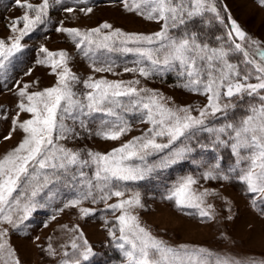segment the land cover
Masks as SVG:
<instances>
[{"label": "snow or ice", "instance_id": "6c2138e0", "mask_svg": "<svg viewBox=\"0 0 264 264\" xmlns=\"http://www.w3.org/2000/svg\"><path fill=\"white\" fill-rule=\"evenodd\" d=\"M14 3L25 11L8 25L12 33L18 35H13L10 42L0 39V75L6 73L12 58L21 51V40L39 25L48 22L49 10L61 4L62 0H42L39 5H33L28 0H14ZM258 3L264 6V0H258ZM123 6L127 12H135L146 20L160 23V30L150 35L125 33L120 29L112 30V25L107 22L87 31L63 26L55 30L66 33L76 48L92 61L93 66L96 63L95 54L103 49L134 53L138 57L137 64L148 61L151 67L124 69L125 72H139L144 78L162 74L163 71H177L178 76L185 78V82L179 86L205 95L207 104L195 109L190 106L169 107L157 92L136 87L139 80L124 82L93 80L89 77L83 82L88 91L81 96L74 91V86L80 80L67 67V53L41 48L46 58L37 62L49 65L54 73L57 68L62 67V71L58 73L54 87L29 93L28 85H24L18 91V109L30 114L31 118L19 121L17 116L12 120V131L4 137L5 140L11 139L12 132L16 130L24 134L21 142L0 158V261L3 264H20L5 239L8 227L4 225L18 228L38 206L35 200L38 193L60 180L77 188L76 198L66 202L64 207H76L85 200H91L92 203L104 202L108 209L121 213L116 218L120 233L118 240L111 228L109 235L128 264H212L207 258L212 253L206 249L170 247L142 226L139 217L131 212L132 208L144 207L139 193L130 199L107 204L113 196H124L123 191L114 190L113 181L144 180L156 167H167L186 159L194 150L188 144L172 151L159 165L147 163L149 155L169 148L181 138L191 140L200 132L211 135L213 148L230 147L237 167L246 162L247 166L240 168L239 179L246 184L249 193L255 194L254 206L257 199L264 203V47L259 41L248 37L230 15L227 46L221 43L214 47L203 39L201 32L193 27L197 20L203 24L206 14L212 13L221 24L224 23L215 0H123ZM80 10L85 13L92 11L91 8ZM64 11L73 12L74 9L66 7ZM105 29L111 31L104 32ZM237 38L246 42L252 52L244 44L236 42ZM216 39L219 41L223 38ZM234 53L243 55V69L230 61ZM254 57H258V60ZM112 70L110 65L94 67L96 72ZM253 77L256 83L250 82ZM122 98H127V103ZM245 102L246 114L239 120L225 122L218 127H210L206 123L210 117L215 119L222 116L227 120L229 112ZM117 109L139 110L143 115L142 122L150 125L147 132L105 154L92 151L82 154L60 143L79 135L67 121L73 124L78 121L79 126L86 129L83 117L97 112L116 119L104 121L95 134L102 139L118 140L130 128ZM194 111L198 115H193ZM158 137H167L168 142L157 143ZM200 147L207 148L209 145L201 144ZM134 160L140 163H134ZM86 167L94 168L91 177L83 170ZM203 175L204 179L210 180L230 178L220 170L219 160ZM196 183L191 176L184 178L173 187L166 199L174 201L177 208H194L201 218L212 219L211 205L207 208L203 206L210 193L207 190H194ZM259 210L264 216V208ZM80 211L84 216L92 214L87 208ZM78 238H83L82 232ZM71 247L78 250L81 246L73 240ZM47 251L49 255H56L51 244ZM93 255L91 246L84 240L79 258L63 260L61 264H82ZM215 264L238 262L217 257Z\"/></svg>", "mask_w": 264, "mask_h": 264}, {"label": "rangeland", "instance_id": "374dc122", "mask_svg": "<svg viewBox=\"0 0 264 264\" xmlns=\"http://www.w3.org/2000/svg\"><path fill=\"white\" fill-rule=\"evenodd\" d=\"M28 2L39 5L42 0H28ZM215 4L224 20L223 26L226 28V34H222L220 37L223 39L212 46L217 47L221 43L227 46V32L230 30L228 16L230 15L248 37L259 41L261 47H264V6H261L258 0H215ZM66 7H71L74 11L66 12L64 11ZM82 8H91L92 11L85 13L80 10ZM24 11V8L16 6L14 0H0V39L10 42L13 35H18V33H12L8 25L15 18L21 17ZM105 22L112 25V30L120 29L125 33L150 35L161 28L160 23L146 20L135 12L125 11L123 0H62L61 4L52 7L49 10L48 22L39 25L21 40V51L12 58L6 73L0 75V158L14 149L23 139L24 134L20 130L12 132L11 139H4L12 131V120L17 116L19 121L31 118L30 114L20 112L18 109L19 89L28 85L27 91L32 93L57 85L58 73L62 71V67L57 68L54 73L49 65L38 63V60L46 58V53L42 52L41 48H46L50 52L67 53L69 58L67 67L80 80V83L74 86V91L81 96L88 91L83 82L89 77L93 80L107 79L124 82L139 80L140 83L136 87L148 88L157 92L169 107L190 106L195 109L203 108L207 104L205 95L187 91L179 86L185 82V78L178 76L177 71H163L162 74H153L144 78L139 75V72H125L124 69L151 67L148 61L137 64L138 57L134 53L108 52L103 49L95 54L96 63L93 66L92 61L76 48L75 43L66 33L55 30L63 26L87 31ZM108 31L111 30H104V32ZM236 42L244 44L247 50L252 52L246 42H241L238 38ZM254 58L258 60V57ZM243 59L241 53H234L230 56V61L239 64L242 69L245 67L242 63ZM108 65L113 69L111 72L94 71V67ZM248 67L251 68V66ZM250 82L256 83L254 77ZM122 99L127 103V98ZM246 106L245 102L237 108L245 107L246 109ZM116 111L130 128L118 140L102 139L95 134L104 121H115L116 119L105 113L97 112L83 117L86 129L81 128L78 121L75 124L67 121L79 135L60 143L82 154L88 151L105 154L132 141L135 137L142 136L149 129L150 125L142 122L143 115L139 110L117 109ZM232 111L229 112L227 120L222 116H217L215 119L210 117L206 123L210 127H218L225 122L239 120L246 114L239 112L232 117L230 115ZM193 115H198V113L194 111ZM207 134L210 139L209 143L201 138L187 141L181 138L169 148L149 155L147 163L159 165L172 151L183 147L184 144L194 149L186 159L167 167H156L144 180L113 181L114 190L123 191L124 196H113L107 204L130 199L135 193H139L144 207L132 208V214L137 215L141 225L148 229L154 237L164 241L166 245L173 248L181 246L189 249L204 248L212 253L207 257L212 264H215L217 257L228 258L238 264H264V216L259 210L264 208V203L257 199L254 206L255 194L249 193L246 184L239 179L240 168H245L247 164L243 162L237 167L236 157L232 154L230 147L213 148L211 146L212 137L209 133ZM156 142L167 143L168 138L158 137ZM201 144H207L209 147L201 148ZM222 149H225L224 152L228 157L226 163L221 155ZM217 160L220 163V170L230 178L228 180L204 179L203 174ZM133 162L140 163L138 160ZM233 168L236 170L232 171ZM83 170L88 177H91L94 168L86 167ZM188 176L197 181L193 185L194 190L198 192L207 190L210 193L205 198L203 206L207 208L211 205L212 219L201 218L194 208H177L174 201L166 199L173 187ZM76 194L77 188L65 183L64 180L52 183L38 193L35 197L38 206L27 220L19 224L18 228L4 225L8 227V235L5 239L14 250V258L18 259L20 264H61L63 260L79 258L84 240H87L94 253L87 261L110 251L111 244L117 248L113 237L109 235V229L115 231L118 240L120 233L116 218L121 213L108 209L104 202L92 203L91 200H85L76 207H64L66 202L76 198ZM81 208L90 209L92 214L84 216L80 211ZM53 216L55 219H52ZM81 232L83 233L82 239L78 238ZM73 240L81 246L80 249L74 250L71 247ZM49 244L55 250V256L49 255L47 251ZM65 252L68 253L67 256L64 255ZM118 252L121 256L120 264H128L119 249ZM84 262L86 261H82V264ZM0 264L3 262L0 261Z\"/></svg>", "mask_w": 264, "mask_h": 264}, {"label": "trees", "instance_id": "16d2710c", "mask_svg": "<svg viewBox=\"0 0 264 264\" xmlns=\"http://www.w3.org/2000/svg\"><path fill=\"white\" fill-rule=\"evenodd\" d=\"M205 21H206L205 23L201 24L200 21L197 20L193 24V27L197 31L201 32L202 38L205 39L208 43H210L211 45L216 44L217 42L220 41V40L218 41L216 37H220L222 34L225 35L226 28H224L223 24L218 22V20L215 18L214 14L212 13L206 14ZM174 33L177 34L176 32ZM239 112L244 113L245 107L235 109L234 111L231 112L230 115L234 117L237 114H239ZM195 138L196 139L201 138L205 140L206 143H209L208 140H210L206 132L199 133ZM224 151L225 149L221 150V155L223 157L224 163H226L228 162V157L226 156ZM112 245L113 244L109 246L111 250L104 253V255L95 256L89 261L84 262L83 264H120V261H121L120 253L118 252V249Z\"/></svg>", "mask_w": 264, "mask_h": 264}]
</instances>
